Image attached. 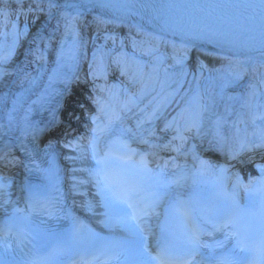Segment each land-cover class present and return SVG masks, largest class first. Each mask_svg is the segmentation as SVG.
Masks as SVG:
<instances>
[{"label": "bare ground", "instance_id": "6f19581e", "mask_svg": "<svg viewBox=\"0 0 264 264\" xmlns=\"http://www.w3.org/2000/svg\"><path fill=\"white\" fill-rule=\"evenodd\" d=\"M11 2L23 3L24 17L29 25L27 37L23 39L15 57L9 65L0 67V120L6 114L15 92L27 75L34 70L33 67H36V60L43 54L45 48L54 47L55 54L60 32L67 25L72 14L78 12L81 14L78 18L81 22L82 34L76 50L72 78L83 75L93 57L97 41L107 44L116 42L115 33H119L118 39L121 44L135 52L148 50L150 47L155 50L160 48L176 51L175 54L183 55V60L190 59L191 68L196 59L203 58L212 67L228 62L244 69V79L241 82L231 84L227 78L222 81H213L204 96H198L203 86L198 77L199 73L193 69L185 76L168 77L163 81L161 92L174 88L175 96L168 106L160 109L162 118L157 122H153L156 117L152 119V127L157 128L159 124H162L163 130L160 131L158 128L157 131L166 139L173 138L176 135L174 129L178 127L173 123L183 119L185 109L189 105H193L189 124L196 125L191 131L184 132L186 140L183 143L181 156L169 160L168 166L164 168L169 178H172L174 174L177 178L184 177L182 186L176 189V192L185 194L195 186L197 161L201 152L210 147L213 140L212 134L217 126L224 128L227 137L225 152L229 156H234V153L240 154L242 149L251 144V138L260 139L261 133L264 132V76L260 74V71L264 70V55L244 56L237 52L213 50L199 44L167 37L133 18L92 8L77 0H0L1 4ZM50 3L56 6L50 7ZM203 67V65L200 66V68ZM104 73L119 75L108 60H105ZM97 86L100 91L99 100L107 105L111 114L118 117L113 124L115 130L120 125L142 126L139 124L141 120L137 117L139 102L134 101L131 108L123 111L121 105H125L127 99L120 94L118 88L113 87L111 90V84L101 80L98 81ZM252 92H255V95H251ZM95 105L93 116L98 111L97 103ZM81 125L89 132L93 127L90 118L82 120ZM174 143L178 145L181 142L175 140ZM103 144L102 140L101 148ZM88 145L89 141L78 144L66 140L56 141L53 145L55 160L64 174L68 192L79 212L100 227H118L112 219H109L112 213L97 195L98 189L89 171L93 165ZM77 148H79L78 152ZM256 172V166L249 168L242 165L233 166L232 185L237 192L245 195L243 190L236 187V177L238 176L244 184H248L250 179L255 180ZM4 185L6 187L0 188V216L5 208H10L18 200L23 185L21 175L7 178ZM169 198L171 196L165 198L160 212ZM5 200L8 201L7 204H4ZM160 216L146 218L143 227L152 230V227L159 222Z\"/></svg>", "mask_w": 264, "mask_h": 264}, {"label": "snow or ice", "instance_id": "6c2138e0", "mask_svg": "<svg viewBox=\"0 0 264 264\" xmlns=\"http://www.w3.org/2000/svg\"><path fill=\"white\" fill-rule=\"evenodd\" d=\"M55 6L50 3V7ZM162 7L198 9L205 13V18L219 10L216 19L228 22V31L225 35L238 31L248 39L258 40L264 47V0H203V2L192 0L191 3L180 4L169 0ZM232 21H235L234 27L231 26ZM176 23L179 26L181 21L177 20ZM69 33L75 37L73 29H69ZM75 44L76 41L73 39V47ZM8 59L10 55H4L0 57V63H6ZM178 63H182V60ZM157 70L158 66L154 64L153 73ZM251 95H255V92ZM96 103L98 111L96 115L90 117L93 127L90 129L88 145L95 167L89 171L98 189L97 195L113 214L109 219L115 218L129 231L139 234L140 264H192L193 259L200 254V248L206 247L201 242V236L207 234L209 229L223 233L224 239L218 242V248H225L229 241L233 242V247L227 255L221 253L219 257H202L201 264H264V168L259 169L261 178L258 181L250 179L248 184H244L238 176L236 177V187L247 195V202L243 205L234 198H230V203L208 204L193 195L176 192V189L182 186L184 177L177 178L174 174L169 178L164 172V168L168 166L167 161L163 167L158 165L155 170L149 167L150 153L132 148L125 138L124 131H117L113 127L114 120L118 117L111 114L101 100L98 99ZM155 115L153 112L152 116ZM195 127V123H192L186 124L183 129L175 128L176 135L172 139L181 143L170 148L167 144L163 147L175 152L177 156L181 155L186 140L184 132ZM260 140L264 142V132L261 133ZM140 142L148 144L149 148L156 146L148 140ZM211 167L208 162L200 161L198 171L200 175H205ZM4 187L6 185L0 183V188ZM169 196L171 199L167 202L166 211L173 219L174 227L180 230L179 241H173L171 228L165 229L161 234L165 242L158 245L154 251L149 250L143 243L145 240L143 225L146 218L161 215V205ZM33 198L39 203L38 193H34ZM7 203L5 200L4 204ZM13 213L20 214L15 218L21 223L28 219L25 209L15 208ZM12 219L9 217L4 221L5 240L12 235ZM121 247L119 243L101 246L98 250L70 258L67 264H112L113 261L120 260L123 254ZM68 252V248L63 245L44 248L32 255L27 264H64L63 258ZM238 253L247 255L238 257Z\"/></svg>", "mask_w": 264, "mask_h": 264}, {"label": "rangeland", "instance_id": "374dc122", "mask_svg": "<svg viewBox=\"0 0 264 264\" xmlns=\"http://www.w3.org/2000/svg\"><path fill=\"white\" fill-rule=\"evenodd\" d=\"M12 3H14V2H12ZM17 3L19 4V2H17ZM14 4H16V3H14ZM17 8H19V10H20L19 14H22L24 12V9L22 7H17ZM20 26H21L20 32H16V30L15 31L13 30L9 33L8 32L2 33L0 35V57H3L4 55H10V59H8V61L6 63H2V64L0 63V67L10 64L12 59L17 54V52H18V50L22 44L23 39L25 37H27V29L28 28L25 27L24 25H20ZM101 53H103L102 57H101ZM94 54H95V59L92 62V64L94 66H97V65L103 63V59L105 56H108L109 58H111V56L114 54V49H112V47H106L105 44H100V41H97V44L94 48ZM113 62H115V61L113 60ZM91 69H92V67H91ZM143 70L144 69L142 68L141 72H143ZM190 71H192V69L188 68L186 71L180 73V75L185 76ZM193 71H196L195 66L193 67ZM260 74L262 76H264V70L263 69L260 71ZM153 75H154L153 71L150 69L149 77H152ZM165 75L166 74L158 76L157 72L155 73V76L152 77V81H153L152 83L153 84H151L150 85L151 88H149L150 92L154 91L156 89L157 84L161 80H164L166 78ZM171 75L173 76V74H171ZM198 77L201 80V83L203 86V89L199 91L198 96H204L206 94L207 90L209 89V87L212 85L213 81H222L223 79L227 78V80L231 84H238L239 82H241L244 79V70H242V68L239 66H234L233 64H230L227 62V63H222L220 65L214 66L209 72L202 74V75H198ZM159 79H161V80L159 81ZM121 90H122V92H126L127 86L126 85L121 86ZM143 95H145V94L142 93V96H141L142 98H143ZM174 95H175V89L174 88L169 89L167 94L165 95L162 106L170 103L171 100L174 98ZM192 107H193V105H189L187 110L190 111V109Z\"/></svg>", "mask_w": 264, "mask_h": 264}]
</instances>
